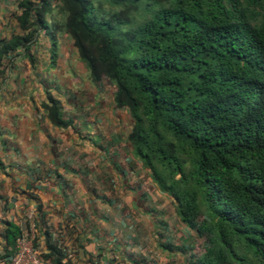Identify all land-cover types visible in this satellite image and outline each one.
Here are the masks:
<instances>
[{
    "label": "trees",
    "instance_id": "obj_1",
    "mask_svg": "<svg viewBox=\"0 0 264 264\" xmlns=\"http://www.w3.org/2000/svg\"><path fill=\"white\" fill-rule=\"evenodd\" d=\"M5 59L67 35L91 81L132 120V154L204 239L198 264H264V0H22ZM50 42V41H49ZM20 51V52H18ZM51 123L65 128L46 91ZM23 232L6 230L16 250ZM44 255L65 264L60 246Z\"/></svg>",
    "mask_w": 264,
    "mask_h": 264
},
{
    "label": "crops",
    "instance_id": "obj_2",
    "mask_svg": "<svg viewBox=\"0 0 264 264\" xmlns=\"http://www.w3.org/2000/svg\"><path fill=\"white\" fill-rule=\"evenodd\" d=\"M21 1L0 0V48L22 33ZM42 37L41 65L49 70L50 42ZM35 58L5 59L0 74V264L11 258L8 224L24 232L32 221L38 250L49 251L48 233L65 264H198L204 239L132 154L126 108L104 103L96 85L90 96L73 95L71 113L62 108L67 127L53 125L46 91L60 101L45 89Z\"/></svg>",
    "mask_w": 264,
    "mask_h": 264
},
{
    "label": "rangeland",
    "instance_id": "obj_3",
    "mask_svg": "<svg viewBox=\"0 0 264 264\" xmlns=\"http://www.w3.org/2000/svg\"><path fill=\"white\" fill-rule=\"evenodd\" d=\"M44 36V35H43ZM44 38L41 37L37 45H39V52H35L34 56L37 57V61L45 58L42 45ZM50 43L52 40H49ZM59 49L58 57L55 65H51V68L46 70L41 65L39 69V75L42 81L46 84L50 83V87H45V89H50L60 101L61 108H65L69 113L73 110L72 99L73 95H88L97 92L96 85L91 81L89 76V70L86 65L81 61L77 48L74 46L73 40L67 35L59 36ZM51 45V44H50ZM39 65V66H40ZM47 75L51 78V82H48ZM116 91L115 86H113L108 80L103 81L99 84V94L103 95L104 103L108 104L113 102L114 104V93ZM110 101V102H109ZM125 114V124L126 126H132V120L129 116L128 110H122ZM80 111H75V114H79ZM203 251V249H201Z\"/></svg>",
    "mask_w": 264,
    "mask_h": 264
},
{
    "label": "built area",
    "instance_id": "obj_4",
    "mask_svg": "<svg viewBox=\"0 0 264 264\" xmlns=\"http://www.w3.org/2000/svg\"><path fill=\"white\" fill-rule=\"evenodd\" d=\"M37 228L32 221L17 239L16 250L8 264H51L49 258L43 256L36 246Z\"/></svg>",
    "mask_w": 264,
    "mask_h": 264
}]
</instances>
